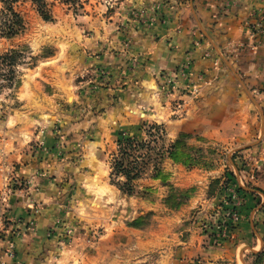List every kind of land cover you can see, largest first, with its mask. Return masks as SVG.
Returning <instances> with one entry per match:
<instances>
[{
	"label": "rangeland",
	"instance_id": "1",
	"mask_svg": "<svg viewBox=\"0 0 264 264\" xmlns=\"http://www.w3.org/2000/svg\"><path fill=\"white\" fill-rule=\"evenodd\" d=\"M215 1L224 16L233 2L241 4ZM48 2L47 20L30 0L19 1L15 8L24 30L12 38L0 36V54L10 49L22 53L15 58L14 73L6 66L0 69V207L14 194L23 198L34 190L48 192L50 222L38 233L42 219L11 220L0 210V264H264V57L251 74L238 69L229 54L221 60L209 47L205 55L211 67L206 71L191 72L193 58L187 57L157 81L154 95L162 116L129 114L122 122H108L76 139L78 149L66 155L68 116H88L97 131L95 124L109 109V104H93L97 90L108 86L109 73L91 70L85 60L129 52L136 67L134 43L159 37L176 24L180 2H187L81 0L77 8L61 0ZM247 14L244 27L254 50L264 43V0ZM260 24L252 37L251 29ZM223 70L228 75L224 83L233 82L243 104L238 129L211 131L210 117L218 111H207L203 104L187 116H201V121L180 130L184 101L204 98V87L220 82ZM138 86L133 92H139V110L155 112L154 105L141 102L143 88ZM41 116L52 122L41 124ZM42 129L50 131L48 141ZM126 136L146 143L138 152L152 150L140 163L144 171L133 181L132 192L119 189L124 177L111 168L118 140ZM79 139L92 141L93 151L79 152ZM40 151L57 162L39 181L43 172L27 164L31 157L40 158L35 155ZM89 157L100 167H93ZM36 208L39 213L41 206ZM29 231H36L33 248L19 251L17 245Z\"/></svg>",
	"mask_w": 264,
	"mask_h": 264
},
{
	"label": "crops",
	"instance_id": "2",
	"mask_svg": "<svg viewBox=\"0 0 264 264\" xmlns=\"http://www.w3.org/2000/svg\"><path fill=\"white\" fill-rule=\"evenodd\" d=\"M238 1L241 2L240 6L238 7V5L233 2L234 5L230 6L225 16L220 15L219 11L222 9V6H218L220 3L215 0H186L187 4L180 2L181 8L176 12V24L172 23L171 26L169 25L170 27H168V30L164 28L158 35L159 37L152 35L150 38H141L134 43L135 46L132 49H134L136 52L134 53L138 56V64L136 67H133L132 59L134 58L131 57L129 52L128 54L125 52L117 54V52L113 51V55L111 53H106L95 57H88L85 60V64H87L91 70L94 71V69L105 68L109 73L108 86L99 88L96 92L97 96H94L95 100H93V104L96 106H104L106 108L109 104V109H106L107 113L105 111L103 112L102 116L105 117H102L101 124H98V122L95 124L97 131L91 128L92 124L89 122L88 116H68L70 118V126L68 129L70 130L66 132L68 144L65 148L66 155L71 156L78 149L75 147L77 142H75L76 139L81 138L83 135L88 137V135H91L93 132L100 131L101 128L108 126V124H106L108 122H113V120L122 122L125 116H131L132 114L162 116L163 112H161V109L156 108L158 103L154 95L157 81H160V74L173 72L174 68L185 61L187 57L193 58L190 69L191 72L197 73L203 70L206 71V69L211 67V59L205 55L208 47L214 50L221 60L225 59V53L232 56L239 64L238 69H242V72L246 71L251 74L250 70H256L260 59L264 57V43L257 49H251L253 41L251 37L248 36L244 24L245 19H249L247 16L248 10L256 6L259 0ZM200 37L203 39L202 43L199 40L198 44H196L195 40L200 39ZM146 42H148V44ZM224 72V70L221 72L224 74V77L222 76L220 78V80L222 79L220 82L211 83L204 87V98L184 101L182 111L185 110V114L182 115L184 117L178 120V127L180 130L192 129L201 121L199 119L201 116H198V118L187 116H193L192 114L203 104L207 106V111L210 107L212 109L210 110L211 112L213 110H215V112L218 111V115H215L213 111L212 113L214 115L210 117L213 122L211 125L214 127L211 128V131H215L216 129L219 131L225 127H234L236 130L238 129L239 125L236 123L239 121V110L243 104L239 101L238 94L236 96L234 92L235 87L233 86V82L232 84H228V81L224 83L223 79L226 81L228 77V75L226 77V73ZM81 73H83V70H81ZM250 79H252V77ZM136 84L143 88L141 90L139 89L143 91L141 92V102L146 103L148 106L154 105L155 109H151L155 112L152 113L151 110L149 112L139 110L143 105L136 100L138 96L140 97L139 92H133ZM245 85L249 87L247 83H245ZM166 101L167 100H165L164 103H167ZM167 106V104H164V109H167ZM55 111H57V109H55ZM73 112L77 111L74 110ZM208 116L209 115L205 117L207 118ZM59 117L61 118L62 116H58L57 119H60ZM41 118L42 120L39 121L43 125L47 126L52 122L51 119L48 120V116H41ZM48 130H41L45 135L47 133V141L49 138L48 132H50ZM80 132L81 134H79ZM90 143H92V141H89L88 144L79 139V152L81 149H88L90 152L93 151L94 147ZM69 144L71 146H69ZM35 155H40V158L36 156L31 157L27 167H31V169L35 168L43 172V176L37 177L40 181L45 178L44 174L46 175L49 170L56 165L57 160H52L50 155L46 154L44 151H40L37 154L35 153ZM88 160V162L93 164V167H100L99 162L96 161L94 157H89ZM44 182H46V180ZM48 195V192L43 193L37 190H34L33 194H30V197L23 196V198H20V196L14 194L7 202L5 201L3 203L5 206L1 205L0 210L3 212L5 209L3 213L11 220L25 218L29 221L31 218L35 219L36 217L38 220L42 219L39 223L40 226L36 228L38 233H42L44 230L42 226L50 222V216L47 212V209L50 207L49 201L47 200ZM37 206H41L39 213L36 208ZM35 232L36 231H34V233L29 231L23 239V242H17L19 251L24 248L25 250L26 248H33L32 240L34 239L33 236L36 235ZM38 247L39 246H37V248ZM188 247L192 249L190 245H188ZM194 247L196 249L199 248L198 245ZM188 252H190V250ZM31 256H29L30 261L32 259ZM27 258V254H25L24 259Z\"/></svg>",
	"mask_w": 264,
	"mask_h": 264
},
{
	"label": "trees",
	"instance_id": "3",
	"mask_svg": "<svg viewBox=\"0 0 264 264\" xmlns=\"http://www.w3.org/2000/svg\"><path fill=\"white\" fill-rule=\"evenodd\" d=\"M19 1L25 0H0V36L5 38H12L22 32L25 28L22 14L16 10L15 5ZM35 6L36 10L44 19H50V9L48 0H30ZM74 7L81 6V0H61ZM22 53L18 50L10 49L7 52L0 54V69L3 66L10 68L8 71L14 73L15 58ZM158 128V125L154 126ZM179 136V135H178ZM145 142H136L133 138L126 136L118 140V150L113 161L111 162L112 174L124 177V180L119 183V189L123 192H132L134 190L133 181L137 179L144 171V159L150 156L152 150L147 152H138L139 148L145 146ZM171 157H174L175 152L168 149ZM162 152L159 151L158 154ZM139 160V161H138ZM145 164V163H144ZM143 167V168H142ZM155 176L161 173L157 163L153 164ZM257 255L258 252H253Z\"/></svg>",
	"mask_w": 264,
	"mask_h": 264
},
{
	"label": "built area",
	"instance_id": "4",
	"mask_svg": "<svg viewBox=\"0 0 264 264\" xmlns=\"http://www.w3.org/2000/svg\"><path fill=\"white\" fill-rule=\"evenodd\" d=\"M260 27H261V24H260V25H257V26H254V28L251 29V31H252L251 36H252V37H253V36H256V35L259 33V29H260ZM255 47H256L255 45L252 46V48H255ZM233 218H234V220L237 219L236 216H233ZM12 255H13V254L11 253V256H12Z\"/></svg>",
	"mask_w": 264,
	"mask_h": 264
}]
</instances>
